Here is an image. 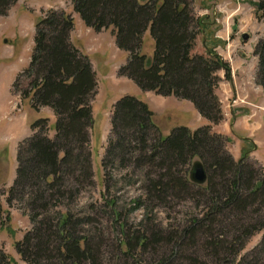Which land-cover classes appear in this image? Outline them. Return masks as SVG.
Wrapping results in <instances>:
<instances>
[{
  "label": "trees",
  "instance_id": "1",
  "mask_svg": "<svg viewBox=\"0 0 264 264\" xmlns=\"http://www.w3.org/2000/svg\"><path fill=\"white\" fill-rule=\"evenodd\" d=\"M16 2L0 0V16H6ZM193 2L72 1L73 11L87 28L96 33L111 29L116 47L128 53L126 64L118 71L120 77L131 80L143 92L189 101L209 123L196 130L176 126L163 136L147 104L129 96L115 103L112 139L103 168L109 164L142 171L146 202L191 200L204 208L201 218L195 217L168 234L148 227L143 233L131 234L125 228L115 251L130 256L168 241L172 253L158 264H184L177 262L182 246H193L199 239L197 243L203 244L216 264H264V237L253 255L236 262L247 241L264 230V172L246 161L247 153L236 162L226 150L230 140L212 131V125L223 120L216 95L217 74L225 71L227 75L229 68L212 51L193 54L196 39L204 30L194 15ZM253 6L258 21L264 22V0ZM73 29L74 19L65 12L49 11L40 18L29 66L13 84V89H18L19 79L25 80V89L17 90L22 100L29 99L36 112L51 109L56 118L53 139L47 135L51 128L48 119L30 126L33 135L18 146L16 178L8 190L7 205L24 202L33 224L14 245L26 264H102L101 212L92 205V214L83 216L52 210L57 202L69 201L93 185L90 130L97 80L89 58L71 44ZM147 31L154 43L151 56L143 54ZM255 55L257 80L264 91V39L256 46ZM243 142L254 148L250 140ZM195 161L206 171L203 185L190 181ZM3 213L0 203V224ZM188 261L206 264L194 256ZM0 264L17 263L0 250Z\"/></svg>",
  "mask_w": 264,
  "mask_h": 264
},
{
  "label": "rangeland",
  "instance_id": "2",
  "mask_svg": "<svg viewBox=\"0 0 264 264\" xmlns=\"http://www.w3.org/2000/svg\"><path fill=\"white\" fill-rule=\"evenodd\" d=\"M72 1L17 0L6 16H0V203L4 212L0 224V250L17 264L26 263L16 253L15 242L21 241L33 229V224L24 202L16 201L11 207L6 203L8 190L16 178L17 150L20 143L16 147L14 142L11 146L10 142L2 141V136L6 133L7 124L11 122H19L22 132H26L35 121L48 119L51 128L47 135L50 139L54 138L56 118L52 110L41 108L39 112L34 111L30 100H22L21 94L17 92L25 89L27 82L19 79L18 89H13V84L19 74L29 66L37 21L49 11L65 12L72 18L78 17L73 11ZM257 1L194 0L193 9L200 23H203V18L208 17L210 25L204 32L206 49L217 54L229 68L227 75L225 71L217 74L220 82L216 95L221 104L223 120L218 125H212V128L217 127L212 131L230 140L226 150L236 162L247 153L246 161L262 168L264 172V91L258 84V57L255 55L256 46L264 39V22L256 18L253 4ZM83 25L74 26L70 41L82 54L90 57L88 58L97 80L96 93L92 100L93 126L90 130L93 185L85 187L69 201L57 202L52 210L69 211L83 216L92 214L89 210L92 205L101 212L99 220L104 241L101 250L102 264H158L162 259L170 257L172 244L162 241L155 246H149L147 252L122 256L115 249L122 240L121 233L125 232V228L131 234L138 231L143 233L146 227L168 234L181 229L195 217L201 218L204 208L202 203L197 205L191 200L146 202L142 171L112 167L109 164L103 168V159L112 139L111 119L115 103L125 96L136 98L145 104L148 102L147 97H166L154 92H143L134 82L118 75L119 69L128 60V53L117 49L111 29L96 33L92 29H85L87 27ZM234 25L238 30L235 35ZM217 33L223 40L215 39ZM242 34L249 35L250 40L244 42L241 39ZM148 48L145 44L143 54L148 52ZM188 102L175 98L173 104L165 107V114L172 117L159 122L161 128H158L163 136L169 134L171 127L178 125H187L191 130L203 127V124L197 122L196 109ZM147 106L149 107L148 104ZM149 109L151 110L150 107ZM158 112L161 114V111ZM233 115L242 118L234 133L245 136L241 131L242 127H249L250 133L261 143L258 151H254L255 146L251 147L229 132L224 135L227 134L224 130H229ZM7 214L9 220L6 218ZM263 237L264 230L252 236L236 262L253 255ZM197 240L193 246L187 243L182 246V257L177 262L189 264V257L194 256L206 264H216L210 252H207L202 243H197ZM178 256L180 257L179 250Z\"/></svg>",
  "mask_w": 264,
  "mask_h": 264
},
{
  "label": "crops",
  "instance_id": "3",
  "mask_svg": "<svg viewBox=\"0 0 264 264\" xmlns=\"http://www.w3.org/2000/svg\"><path fill=\"white\" fill-rule=\"evenodd\" d=\"M78 16V15H77ZM79 17V16H78ZM78 17H73V19H74V26L76 25H83V22H82V20L80 19V17L78 18ZM202 17V16H201ZM238 21V20H237ZM238 23V22H237ZM203 26H205L204 27V30L200 33L201 35L200 36H198L197 37V39H196V42H195V46H194V49H193V54H196V55H205L206 54V51H207V49H206V47H205V45H204V32L206 31V29L209 27V23H208V17H205V18H203ZM84 26V25H83ZM234 26H236V25H234ZM86 27V26H85ZM85 29H87V30H91L90 28H85ZM238 31V30H237ZM219 33V32H218ZM216 34V36H215V39L216 40H223V37L220 35V34ZM234 33V35L235 34H237L238 32H233ZM151 37H150V33H149V31H147L146 32V34L144 35V45L145 44H147V47H149L148 48V52H146V55H148V56H151L152 55V53H153V48H154V43H153V40L151 39ZM144 45H143V48H144ZM118 49V48H117ZM119 50V49H118ZM89 57V56H88ZM90 58V57H89ZM92 62V61H91ZM148 99V102H147V104L149 105V107L151 108V111L153 112V114H154V117H153V121H154V123L158 126V127H160L161 128V126H160V124H159V122H160V120H162V119H167V120H169V118H171L172 116H168V114H165V112H166V109H165V107L166 106H169L170 104H173L174 103V99L175 98H172V97H166V98H155L154 96H153V98H146V100ZM186 102H188V101H186ZM188 103H190V102H188ZM191 104V103H190ZM192 105V104H191ZM193 106V105H192ZM44 109H46V108H44ZM47 109H49V108H47ZM51 110V109H50ZM157 111H161V114L158 112L157 113ZM197 122L198 123H201V124H203L202 126H205V125H208V121L207 120H205L204 118H202L199 114H198V112H197ZM169 117V118H168ZM233 117V119H232V123H231V125L229 126V130H224V132L225 133H227V134H224V135H228V132L229 133H231V134H233L237 139H239L240 141H242L243 142V140H250L251 142H252V144H254V146H255V148H254V151L256 152V151H258L259 149H260V145H261V143H260V141H258L257 139H256V136L254 135V134H252V133H250V128L249 127H246V126H244V127H242V130L241 131H243V133H244V135L245 136H242V135H239V134H235L234 133V131H235V129H237V127H238V123H239V121L242 119V118H238L237 116H232ZM247 117V116H246ZM178 126H186V127H188V128H190L189 126H187V125H178ZM6 133L5 134H3V136H2V141H7V143L8 142H10V144H11V146L13 145V143L14 142H16V147L18 146V144L19 143H21L23 140H25V139H27V138H29V137H31L32 135H33V133H32V131H31V129H29V130H27L26 132H22V127H21V124L19 123V122H14V123H9V124H7V126H6ZM173 127H171L170 129H169V131L172 129ZM216 129H217V127H215ZM214 127L212 128V130H214L215 129ZM191 129V128H190ZM161 130V129H160ZM214 132V131H213ZM217 133H220V134H222L221 132H218L217 131ZM236 133H238V132H236ZM21 134H22V136H21ZM252 135H254V136H252ZM251 138V139H250ZM9 144V145H10Z\"/></svg>",
  "mask_w": 264,
  "mask_h": 264
},
{
  "label": "water",
  "instance_id": "4",
  "mask_svg": "<svg viewBox=\"0 0 264 264\" xmlns=\"http://www.w3.org/2000/svg\"><path fill=\"white\" fill-rule=\"evenodd\" d=\"M243 40L246 42L249 39L247 34L242 36ZM190 181L197 185H203L206 182L207 175L206 171L201 162L195 161L192 165L190 174H189Z\"/></svg>",
  "mask_w": 264,
  "mask_h": 264
},
{
  "label": "flooded vegetation",
  "instance_id": "5",
  "mask_svg": "<svg viewBox=\"0 0 264 264\" xmlns=\"http://www.w3.org/2000/svg\"><path fill=\"white\" fill-rule=\"evenodd\" d=\"M234 32H237V28H236V26H234ZM243 35H244V34L241 35V39H242V40H243V38H242Z\"/></svg>",
  "mask_w": 264,
  "mask_h": 264
}]
</instances>
